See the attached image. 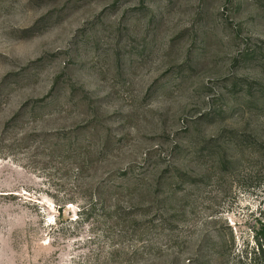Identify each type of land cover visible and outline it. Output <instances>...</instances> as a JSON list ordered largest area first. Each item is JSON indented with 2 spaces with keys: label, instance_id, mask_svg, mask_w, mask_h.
<instances>
[{
  "label": "rangeland",
  "instance_id": "rangeland-1",
  "mask_svg": "<svg viewBox=\"0 0 264 264\" xmlns=\"http://www.w3.org/2000/svg\"><path fill=\"white\" fill-rule=\"evenodd\" d=\"M263 226L264 0H0V264H264Z\"/></svg>",
  "mask_w": 264,
  "mask_h": 264
},
{
  "label": "trees",
  "instance_id": "trees-1",
  "mask_svg": "<svg viewBox=\"0 0 264 264\" xmlns=\"http://www.w3.org/2000/svg\"><path fill=\"white\" fill-rule=\"evenodd\" d=\"M263 227H264V226H263ZM263 231H264V228H263ZM261 238L264 240V233H263V235H262ZM259 239H260V238L258 237V241H259ZM259 247H260V250H261L262 252H264V249H263V248H264V243H260V244H259Z\"/></svg>",
  "mask_w": 264,
  "mask_h": 264
}]
</instances>
